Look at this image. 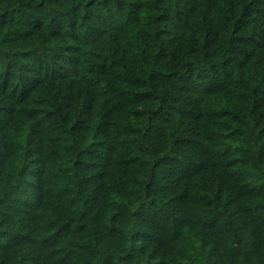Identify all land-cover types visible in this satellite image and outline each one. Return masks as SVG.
Listing matches in <instances>:
<instances>
[{"label":"trees","instance_id":"1","mask_svg":"<svg viewBox=\"0 0 264 264\" xmlns=\"http://www.w3.org/2000/svg\"><path fill=\"white\" fill-rule=\"evenodd\" d=\"M0 264H264V0H0Z\"/></svg>","mask_w":264,"mask_h":264}]
</instances>
